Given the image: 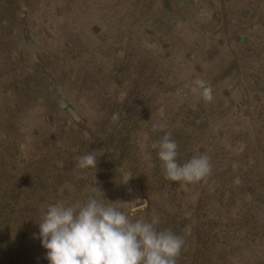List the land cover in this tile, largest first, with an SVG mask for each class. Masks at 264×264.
<instances>
[{"label": "rangeland", "instance_id": "rangeland-1", "mask_svg": "<svg viewBox=\"0 0 264 264\" xmlns=\"http://www.w3.org/2000/svg\"><path fill=\"white\" fill-rule=\"evenodd\" d=\"M159 123L208 177L166 178ZM90 187L177 264H264V0H0V264H49L38 223Z\"/></svg>", "mask_w": 264, "mask_h": 264}, {"label": "clouds", "instance_id": "clouds-1", "mask_svg": "<svg viewBox=\"0 0 264 264\" xmlns=\"http://www.w3.org/2000/svg\"><path fill=\"white\" fill-rule=\"evenodd\" d=\"M193 83V92L202 89L203 99L213 100L212 88L204 80ZM118 118V113L113 114V120ZM166 128L165 123L153 125V131L165 134L152 144L158 150L166 178L191 183L208 177L212 171L211 158L200 154L180 164L178 144ZM97 163L94 151L77 157V167L81 170H96ZM85 191L89 195L82 204L50 205L38 223L39 239L47 250L49 264H177L185 244L182 236L170 229L158 230L156 217L130 219L119 208L104 202L107 199L100 187ZM97 192L99 197L95 195Z\"/></svg>", "mask_w": 264, "mask_h": 264}]
</instances>
